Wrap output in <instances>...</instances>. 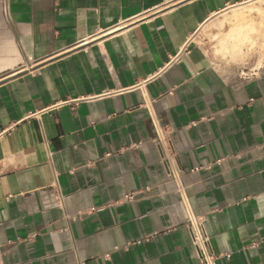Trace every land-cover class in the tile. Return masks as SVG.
Masks as SVG:
<instances>
[{"label":"crops","instance_id":"obj_1","mask_svg":"<svg viewBox=\"0 0 264 264\" xmlns=\"http://www.w3.org/2000/svg\"><path fill=\"white\" fill-rule=\"evenodd\" d=\"M254 1L0 0V264H203L183 194L216 264H264V21L195 42Z\"/></svg>","mask_w":264,"mask_h":264},{"label":"rangeland","instance_id":"obj_2","mask_svg":"<svg viewBox=\"0 0 264 264\" xmlns=\"http://www.w3.org/2000/svg\"><path fill=\"white\" fill-rule=\"evenodd\" d=\"M241 16H243V18L251 16L254 18V20L264 21V0H256L249 4L230 9L229 14H227L225 17L231 20L230 17H240L241 19ZM235 21L223 22L222 19L221 21L217 20L210 22L205 28L203 27V29L195 36V42L206 49V51L212 55L215 61L216 59L220 60V58L218 57V52L222 48V41L225 39L226 31H230L238 24V22ZM254 23L259 28L263 29V26L261 24H258L255 21ZM262 37H260L259 40L263 39ZM246 60L247 58H245L243 61L245 62Z\"/></svg>","mask_w":264,"mask_h":264},{"label":"built area","instance_id":"obj_3","mask_svg":"<svg viewBox=\"0 0 264 264\" xmlns=\"http://www.w3.org/2000/svg\"><path fill=\"white\" fill-rule=\"evenodd\" d=\"M181 58V54H178L175 56V58H171L170 63L177 62ZM84 100L82 99H76L72 101H66L61 105H69L72 107L78 106L80 103H82ZM151 121L154 125V128L156 130V134L158 137L159 142H162L164 140V130L161 127V125L156 121L153 116L151 117ZM11 130H5V133H10ZM174 179H179V174L175 172L173 174ZM182 192V191H181ZM185 195V194H183ZM182 195V199L184 202V205L186 207L187 216H188V228L191 236L192 245L196 249L198 256L200 257V260L203 264H216L214 259V252L212 249L211 241L208 235L204 231V227L201 221L198 220L196 214L194 213L190 203L187 199H185V196Z\"/></svg>","mask_w":264,"mask_h":264},{"label":"bare ground","instance_id":"obj_4","mask_svg":"<svg viewBox=\"0 0 264 264\" xmlns=\"http://www.w3.org/2000/svg\"><path fill=\"white\" fill-rule=\"evenodd\" d=\"M238 27L232 31V34L229 35L226 39V46L223 49L222 54H231L235 53L236 59L242 58L244 54L251 51L254 46L257 45L262 29L255 25L253 22H243L242 19L236 18Z\"/></svg>","mask_w":264,"mask_h":264},{"label":"water","instance_id":"obj_5","mask_svg":"<svg viewBox=\"0 0 264 264\" xmlns=\"http://www.w3.org/2000/svg\"><path fill=\"white\" fill-rule=\"evenodd\" d=\"M21 71H23V70H20V71H18L17 73H20ZM12 75H17V74L15 73V74H12ZM7 77H11V78H12V77H14V76H7ZM7 77H6V79L3 78V79H5V80H1V79H0V85L3 84V83H5L6 81H8V79H11V78H7Z\"/></svg>","mask_w":264,"mask_h":264}]
</instances>
